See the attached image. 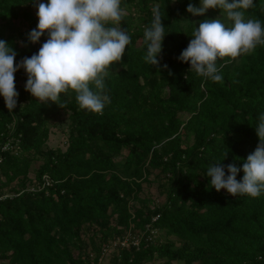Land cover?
Returning <instances> with one entry per match:
<instances>
[{"label":"trees","instance_id":"trees-1","mask_svg":"<svg viewBox=\"0 0 264 264\" xmlns=\"http://www.w3.org/2000/svg\"><path fill=\"white\" fill-rule=\"evenodd\" d=\"M189 3L200 6L121 0L120 27L131 43L105 81L110 103L102 115L80 109L74 92L41 103L25 91V71L15 73L13 112L0 96V263L264 264V193L233 197L207 177L218 163L226 176L229 164L242 169L259 143L264 45L231 63L218 61L222 82L198 76L178 57L194 28L214 14L194 17ZM156 7L165 27L159 68L144 59V30ZM34 8L33 0H0V40L16 51L17 64L48 38L28 42L38 24ZM243 11L264 26V0ZM18 19L27 22L25 32ZM64 114L65 147L46 146ZM5 144L10 148L2 151ZM44 176L49 186H42ZM150 181L163 202L140 198Z\"/></svg>","mask_w":264,"mask_h":264},{"label":"clouds","instance_id":"clouds-1","mask_svg":"<svg viewBox=\"0 0 264 264\" xmlns=\"http://www.w3.org/2000/svg\"><path fill=\"white\" fill-rule=\"evenodd\" d=\"M33 6L38 24L28 34V42L36 44L42 36L48 37L39 52L17 64L16 51L0 40V96L7 110L13 112L17 107L15 73L23 69L27 74L25 91L39 102L56 103L62 94L74 92L80 109L102 115L110 103L105 81L131 43L129 34L120 27L125 15L121 0H33ZM252 6L253 0H200L199 7L189 3L186 11L194 17H202L210 9H219L221 16L200 22L178 59L190 64L189 70L198 76L222 82L224 64L218 66V61L231 63L264 45V26L259 20H246L244 16L243 10ZM222 16L231 23L226 24ZM164 38L162 14L156 7L151 25L144 30L147 64L159 68ZM255 131L259 143L243 161L242 169L229 164L227 176L221 163L207 169L210 184L217 192L223 189L233 197L239 194L251 198L264 193V114ZM241 170L243 178L237 181Z\"/></svg>","mask_w":264,"mask_h":264},{"label":"rangeland","instance_id":"rangeland-1","mask_svg":"<svg viewBox=\"0 0 264 264\" xmlns=\"http://www.w3.org/2000/svg\"><path fill=\"white\" fill-rule=\"evenodd\" d=\"M41 2L47 3L48 1H41ZM212 13L214 14L212 19H216V18H219L221 16V11L220 10L218 11V9H210V10H208V12L205 13V15H209ZM31 15L33 17L37 18V9L36 8H34L31 11ZM15 23H16V25L20 26V29L22 32H25L28 29L27 22L21 21V19H18ZM66 117H67V114H64L60 118V122L58 123V125L52 129L51 135L49 137V140H48L46 146H48V147L59 146L62 148L65 147L64 142L66 141V137L64 136V134L61 131L63 128H65ZM40 162H41V160L40 161L38 160V161H34L31 164L32 166L30 168V174H29L30 176H33L34 170L39 166ZM140 198L153 200L156 203H161L164 201L163 191L159 187L158 183H156L155 181H150L148 183L143 184L142 192L140 194ZM123 243H125V241H123ZM112 253H113V250L108 251V254L112 255ZM108 259H109V255L107 256V259H105V263L108 262ZM0 264H4V263H0Z\"/></svg>","mask_w":264,"mask_h":264},{"label":"built area","instance_id":"built-area-1","mask_svg":"<svg viewBox=\"0 0 264 264\" xmlns=\"http://www.w3.org/2000/svg\"><path fill=\"white\" fill-rule=\"evenodd\" d=\"M9 148H10V147L8 146V144H5V145H2V146H1V150H2V151H6V150H8ZM49 185H50V181H49L48 177L44 176V177H43V185H42V186L44 187V186H49ZM29 188L33 189V188L30 187V186H29ZM116 243H117V242H116ZM116 243H115V244H116ZM121 245L123 246V245H125V243L122 242Z\"/></svg>","mask_w":264,"mask_h":264}]
</instances>
